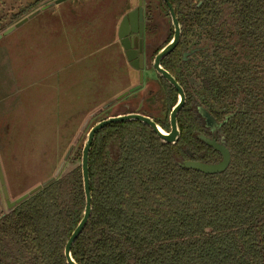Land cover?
Returning a JSON list of instances; mask_svg holds the SVG:
<instances>
[{"label": "trees", "instance_id": "trees-1", "mask_svg": "<svg viewBox=\"0 0 264 264\" xmlns=\"http://www.w3.org/2000/svg\"><path fill=\"white\" fill-rule=\"evenodd\" d=\"M41 1L23 5L18 20ZM154 1L167 22L166 38L155 54L170 40L173 27L162 0H144L151 14L147 29H152L148 5ZM113 2L95 0L93 15L91 7L80 9L86 11L79 15L109 23L116 13ZM169 2L181 34L161 66L185 93L176 117L180 136L174 144L163 142L139 121L113 123L95 134L88 156L91 214L71 246L72 258L77 264H264V0ZM192 48L201 49L182 60ZM119 55L113 50L100 57L102 65H111L112 59L116 66L106 68V76L98 75L94 86L120 82L107 79L116 68L124 70ZM20 83L19 96L26 91ZM176 100V90L146 63L141 87L111 106L130 102L133 106L123 114L138 111L169 131ZM87 106L71 113V124L67 119L53 129V155L59 154L53 167L75 136L74 125L97 108ZM198 107L220 125L206 127ZM108 108L95 115L98 121L109 116ZM199 135L215 136L229 150L226 169L206 174L180 165L221 159ZM80 144L73 147L63 172L0 214V264H66L64 246L85 203Z\"/></svg>", "mask_w": 264, "mask_h": 264}, {"label": "rangeland", "instance_id": "rangeland-1", "mask_svg": "<svg viewBox=\"0 0 264 264\" xmlns=\"http://www.w3.org/2000/svg\"><path fill=\"white\" fill-rule=\"evenodd\" d=\"M32 1L0 0V33L27 16L18 20L21 7ZM94 1L64 0L57 4L53 3L54 0L41 1L33 11L50 4L49 7L0 39V167L10 201L63 172L62 166L55 176L69 147L73 149L75 144L82 145L87 131L98 121L95 115L137 80V73L125 61L116 35L120 17L136 7L137 0H113L111 9L114 8L116 13L109 23H103L99 18L86 21L85 15H79V11H86L80 9H89ZM153 3L148 5V10L152 12V29L146 33L147 64H151L156 54L154 50L167 35L166 19L156 8V2ZM92 8L93 15L95 11ZM76 15L78 17L72 19ZM109 16L110 11L103 20ZM83 17L84 20H81ZM113 50L120 54L117 60L124 70L116 68L107 79H119L120 82L107 88L106 85L94 86L98 75L106 76V68L112 64L116 66L112 59H108L111 65L105 62L102 65L100 61V57L108 56ZM39 51H45V54L41 55ZM147 74L153 73L149 71ZM19 80L26 88L20 96L16 86ZM28 83L32 85L31 90H27ZM150 86L152 90L156 89ZM87 105L97 108L84 117L79 126L74 125L75 136L66 143V151H60L62 158L53 167L55 156H59L58 152L53 155V129L59 125L61 128L67 119L71 124V113L82 111ZM111 105L107 107L109 116L123 113L133 106L130 102ZM7 210L0 185V214Z\"/></svg>", "mask_w": 264, "mask_h": 264}, {"label": "water", "instance_id": "water-1", "mask_svg": "<svg viewBox=\"0 0 264 264\" xmlns=\"http://www.w3.org/2000/svg\"><path fill=\"white\" fill-rule=\"evenodd\" d=\"M64 0H54V4L60 3ZM164 4L167 6L169 11V18L171 21V25L173 27V34L170 40L163 45L153 56L151 65L154 71L160 75L166 82H168L177 93V100L173 107L171 108V111L169 113V131L163 130L152 118H150L147 115H144L138 111L131 112V113H120L116 115H110L106 117L105 119L99 120L95 122L87 131L86 137L83 141L82 148H81V157H80V169H81V177H82V186H83V193H84V210L82 217L80 218L78 224L74 228V230L71 232L70 236L68 237L65 246L63 255L65 258L66 264H77L71 255V246L74 243L75 239L78 237V235L82 232L85 225L87 224L90 214H91V193H90V187H89V175H88V156H89V150L91 147V144L93 142L95 134L101 130L103 127L113 124V123H119L124 121H139L148 127L151 128V130L157 135L158 138H160L163 142L174 144L179 136V129L177 126L176 117L179 112V110L182 108V106L185 103V93L182 88V86L174 79V77L161 66V60L168 55L178 44L180 40V24L177 20V17L175 15L173 6L169 2V0H162ZM50 4L43 6L41 9H37L27 16L23 17L16 23H14L12 26L8 27L4 31L0 33V39L3 36H6L10 32H12L16 27L21 26L23 23H25L28 19L35 16L40 10L46 9L49 7ZM142 0H137V6L134 7L132 10L128 11L126 14H124L118 24L117 27V39L120 43V45L123 48L124 57L128 63V65L138 71V82L137 84L131 86L126 91L122 92L118 97H116V100L121 99L122 97L126 96L128 93H131L133 91L138 90L142 85L143 80V68H144V57L142 52V33H143V25H142ZM137 15L139 19V23H137ZM135 33L139 40V48L138 50L132 49V43L131 39L128 36L129 33ZM201 48H192L187 52H184L182 54V60H186L188 56L193 54L194 52L198 51ZM114 100H112L110 103H108L105 107H108ZM198 112L200 116L205 121V126L209 127L210 129H213L215 127H218L220 124H217L214 118L211 116V114L206 111L202 107H198ZM138 110V109H137ZM199 138L208 146L215 149L219 152L221 159L218 162L215 163H204L200 161H190V160H184L180 165L185 168H191L199 170L206 174L211 173H218L223 171L227 168L229 162H230V153L229 150L224 146V144L221 141H218L215 136L213 137H207L205 135H199ZM72 150V146L69 147L66 154L63 157V160L60 162L58 169L56 170L55 176L58 174L60 169L62 168L65 160L68 158L70 152ZM50 179L44 181L43 183L33 187L31 190H29L27 193H24L20 195L18 198H16L13 201H10L8 198V194L6 191V186L4 184V178L0 167V185L4 193V198L7 204V209H11L13 206L27 198L29 195L33 194L37 190L41 188L44 184H46Z\"/></svg>", "mask_w": 264, "mask_h": 264}, {"label": "flooded vegetation", "instance_id": "flooded-vegetation-1", "mask_svg": "<svg viewBox=\"0 0 264 264\" xmlns=\"http://www.w3.org/2000/svg\"><path fill=\"white\" fill-rule=\"evenodd\" d=\"M136 6H137V4H136ZM142 8H143V12H142V25H143V33H142V52H143V57H144V67L146 66V51H147V42H146V33L148 32V29H147V26L149 25V21H150V19H151V14L150 13H148V11H147V8H146V5H145V2H144V0H142ZM132 10V9H131ZM128 11H130V10H128ZM127 11V12H128ZM126 12V13H127ZM125 13V14H126ZM124 15V14H123ZM122 15V16H123ZM122 16L120 17V19H119V22H120V20H121V18H122ZM139 17H138V15H137V23H139V19H138ZM119 24V23H118ZM128 36L130 37V39H131V43H132V49H134V50H138V48H139V42H138V40H139V38L137 37L136 38V34L135 33H129L128 34ZM119 42V41H118ZM119 46H120V48L122 49V51H123V48H122V46L120 45V43H119ZM151 65V64H150ZM151 67H152V65H151ZM144 69V68H143ZM154 70V69H153ZM156 73V72H155Z\"/></svg>", "mask_w": 264, "mask_h": 264}]
</instances>
